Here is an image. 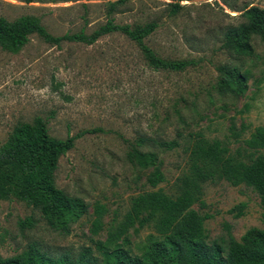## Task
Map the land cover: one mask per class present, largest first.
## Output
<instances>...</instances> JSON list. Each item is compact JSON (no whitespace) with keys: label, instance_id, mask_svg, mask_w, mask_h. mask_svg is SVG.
<instances>
[{"label":"rangeland","instance_id":"1","mask_svg":"<svg viewBox=\"0 0 264 264\" xmlns=\"http://www.w3.org/2000/svg\"><path fill=\"white\" fill-rule=\"evenodd\" d=\"M175 2L176 12L167 11L168 0H125L108 12V3L99 0H0V17H38L53 35L82 29L89 34L109 19L119 25L154 20L156 28L144 43L160 58L189 62L180 72L154 71L121 33L89 46L68 40L50 44L32 35L17 54L0 48V146L17 123L37 116L58 138L90 131L58 157L53 175L58 188L84 201L87 213L64 233L24 202L0 201V257L30 245L51 257L75 258L85 248L98 257L94 242L104 241L111 219L120 220L129 198L150 189L144 176L152 168H139L125 156L137 138H144L137 148L152 150L164 177L155 189L173 195V183L184 172L186 151L196 136L220 140L233 151L240 139L264 124V42L254 38L252 54L238 58L219 47L221 31L242 22L240 11L264 9V0H231V9L219 0ZM219 63L235 65L244 76L240 95L216 91ZM171 142L175 146L170 149L159 145ZM201 191L204 207L192 208L210 216L203 222L206 243L225 235V226L234 240L249 228L264 231L258 197L250 188L221 180L203 184ZM95 204L107 212L104 227L93 236ZM237 205H243L242 214L235 217L237 211L229 209ZM21 222L27 227L21 228ZM154 235L147 225L129 227V252L139 254Z\"/></svg>","mask_w":264,"mask_h":264},{"label":"trees","instance_id":"2","mask_svg":"<svg viewBox=\"0 0 264 264\" xmlns=\"http://www.w3.org/2000/svg\"><path fill=\"white\" fill-rule=\"evenodd\" d=\"M99 1L108 3V12H113L125 0ZM219 1L231 9V0ZM165 7L169 12L178 9L175 0H168ZM240 12L242 22L225 27L219 45L226 54L237 58L252 54L254 38L264 42V9L250 6ZM155 28L154 20L141 25H119L109 19L89 34L82 29L78 33L53 35L38 17L23 15L13 21L0 17V48L17 54L32 35L50 44L58 45L68 40L89 46L103 36L121 33L138 46L150 69L170 72L185 69L188 61L160 58L144 43V37ZM216 68V91L240 95L244 89V76L238 68L227 63H219ZM88 132L58 138L49 133L42 117L17 123L0 146V201L16 199L24 202L37 210L51 228L68 233L70 226L87 213V206L82 199L68 196L58 188L53 175L58 157L74 147L77 137ZM231 133L236 140L237 133ZM143 141L144 138H137L136 145L131 146L125 156L139 168H152L144 176L150 189L129 198L127 210L120 220L111 219L104 241L94 242L98 257L88 248L75 258L67 254L51 257L30 245L13 256L0 257V264H264V231L249 228L234 240L225 226V235L206 243L203 222L210 216L192 208L195 204L199 209L204 207L201 199L203 184L223 180L234 187L250 188L257 195L260 219L264 223V124L254 127L247 138L240 139L241 145L233 151L220 140L207 141L196 136L186 151L184 172L173 183V195H166L161 188L155 189L164 177L155 166L156 156L152 150L137 148ZM159 145L170 149L175 143ZM242 207L233 206L229 211L236 210L234 216L238 217ZM106 212L105 206L94 205L91 235H97L104 227L102 219ZM25 222L20 223L21 228L27 227ZM135 223L150 226L155 233L139 254L129 252L125 237L127 229Z\"/></svg>","mask_w":264,"mask_h":264}]
</instances>
